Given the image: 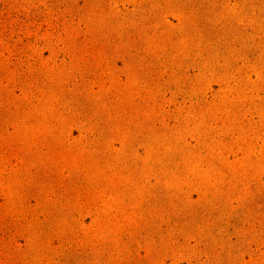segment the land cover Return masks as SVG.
Wrapping results in <instances>:
<instances>
[{
    "label": "rangeland",
    "instance_id": "374dc122",
    "mask_svg": "<svg viewBox=\"0 0 264 264\" xmlns=\"http://www.w3.org/2000/svg\"><path fill=\"white\" fill-rule=\"evenodd\" d=\"M0 264H264V0H0Z\"/></svg>",
    "mask_w": 264,
    "mask_h": 264
}]
</instances>
